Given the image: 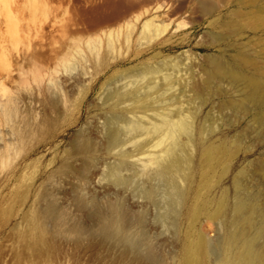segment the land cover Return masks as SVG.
I'll return each instance as SVG.
<instances>
[{
	"label": "rangeland",
	"instance_id": "obj_1",
	"mask_svg": "<svg viewBox=\"0 0 264 264\" xmlns=\"http://www.w3.org/2000/svg\"><path fill=\"white\" fill-rule=\"evenodd\" d=\"M146 22L151 25L144 29ZM37 50L48 56L68 52V59L56 73H47L42 84L30 79L29 72L28 82L8 84L6 96L0 92V264H229L226 221L235 194H256L264 205V179L256 173L258 164H264V131L219 64L241 63L248 75L257 71L264 77V0H0V72L15 65L18 55ZM136 71L140 73L134 75ZM170 71L168 80L175 79V87L167 91L162 79ZM154 77L161 85H154ZM149 82L160 94V110L170 95L172 106L184 110L191 130L189 140L183 136L182 141L193 139L191 152L197 149L204 159L208 146L224 143L228 149L218 154L215 173L203 178L189 172L194 178L190 198L186 206L177 205L174 220L157 216V206H164L161 190H156L159 200H149L133 186L125 189L105 177V162L116 163L133 144L99 147L107 117L123 113L133 120L142 114L127 109L130 99L101 98L106 89L111 84L125 94ZM12 86L21 88L19 95ZM78 132L93 140L92 152L75 149ZM78 192L86 201L77 206L80 210L75 206ZM109 200L131 218L116 242L96 233L97 213ZM202 200L210 202L197 210ZM221 201L227 206L218 214ZM48 205L58 208L55 215H49ZM132 240L141 243L135 247Z\"/></svg>",
	"mask_w": 264,
	"mask_h": 264
},
{
	"label": "bare ground",
	"instance_id": "obj_2",
	"mask_svg": "<svg viewBox=\"0 0 264 264\" xmlns=\"http://www.w3.org/2000/svg\"><path fill=\"white\" fill-rule=\"evenodd\" d=\"M150 25H151L150 22H146L145 26L143 27L144 29H146ZM74 41L76 42V40H73V44L75 46L76 43ZM67 55H68V52L61 53V54H55L54 56L52 55L48 56V54L46 55L44 52H41L38 50L33 51L32 53L30 52L28 54L18 55L15 65H12L10 69H7L5 72H0V92L2 91V95L6 96L7 92H9L8 89L10 86L8 84H11V85L15 84L16 86L17 83H23L26 81L28 82V78H29L28 75H30L28 74L29 72L32 73V77L30 75V79L35 81V83L40 82V84H42L41 80H43V77L47 73L48 74L49 73L53 74L54 72L56 73L58 71L57 68H59V66L61 65L63 66L67 64L66 62L68 59ZM240 64H230V65L219 64V65H221L220 67L224 69L226 76L230 80V83L232 84V86L235 87L236 90L240 92L239 95H241L242 98L246 100L249 105L253 107L254 114L253 116H251L253 119V122H255L256 125L259 126L261 129H263L264 131V77H262L263 74L261 75V73L259 74L256 71V72H253V74L248 75V73H245L244 69L240 68L241 66ZM166 66H168L167 63H166ZM152 68L147 67L146 69H152ZM155 68H158V67H155ZM168 68H171V67H168ZM159 69H154V70L158 71ZM156 71L155 72L153 71L154 76H155L154 73H156ZM172 71H170L171 73L167 72L166 74L168 75L166 76L165 74V78L162 79L164 82L167 80V84H166L167 91H170L174 89L175 87L174 82H173L175 79L173 81L168 80L170 76L169 74L173 73ZM140 72L136 71L134 75L135 74L137 75V73L139 74ZM148 73L151 74L152 72H148ZM134 75L133 77H135ZM141 75L143 76V74ZM171 77L172 75L170 76V78ZM148 79L151 81L149 77ZM154 80L155 82L153 81V83H155L154 84L155 86H158L156 84L162 81L159 79L160 81L157 83L156 78ZM138 81L137 83L140 82ZM151 82L149 83L151 84ZM149 83H148L149 86H146V88L144 89L135 88L129 92L125 91L126 92L125 94H122V93L120 94L117 92V90H114V89L112 90V87H111L112 85L109 83L110 84L109 87L111 88L109 87L108 88L110 89V91H108L107 93L108 88L106 87L107 89L104 92L103 97H101V98H107V100L116 98L117 99V101L115 100L116 102L121 101V100L130 99L132 103L127 107V109L132 111L131 113H134L137 111L138 113L143 114V115L141 114V116H138L137 114L136 118H134L133 120L130 119L131 117H129V115H126L125 113L124 114L126 115V117L125 115H122L123 113L122 114L113 113L109 117L107 118L105 117L106 118V121H105L106 134H104L105 136L103 135L105 137L104 138L105 141H104V145L100 144L99 147L100 146L106 147L107 149L111 150L113 148H117L118 146H121L122 144H125L126 142L133 144V145H131L132 147L130 149L126 147L125 150L122 152L120 151L121 149L120 150L118 149V151L121 152L120 157L122 159H120L116 163L113 162L107 166L106 165L107 162H105V166H106L105 168L108 170H106L107 171L106 175L104 172V175L105 177L106 176L109 177V179H111V181L114 182L115 185H118L122 188L130 189L128 187L133 186L134 191H136L138 195H141L142 197L149 199V200L157 194L156 190L158 191L161 190L160 191L162 192L161 194L164 195V196L162 195L164 199L161 204L163 205L164 203V206H160L159 202L161 201H158L159 200L158 197L156 198V196H160L159 194L155 196V198L158 200L153 201V202L158 201V204H159V206L157 207H159L160 211L157 216L162 221H167L170 218L174 220L175 215L177 214V205H180L182 207L186 206V203L190 198L188 196V193H189L188 187L190 186L194 178H193V175H189V172L193 171L195 177L197 175L200 176V174H202L203 178H205L204 174L206 173H215L216 167L218 165V159H219L218 154L221 152L227 153L228 149L224 143L219 144V145H211V146L206 147L203 150V155L205 156L204 159L198 157L199 155H198L197 149L195 152L196 153L195 155L196 157H195L194 156L195 153L191 152L192 150L194 151V148H192L191 146L192 149L191 148L189 149L190 147L189 145L191 144V141L193 139L192 140L190 139V141H186L190 143H186L182 141L183 136H186V140H189L187 139V137H189V133H190L189 131L191 130V128H189L188 122H186L187 121L185 118L186 115H183L184 110L182 109L176 110L174 106H172L174 105L175 100L173 101L172 96L171 95L169 96L168 94H167V96H169L168 102L165 103V106H162L163 110H160L161 109L159 106L160 103L158 105L156 104L157 102H159L157 100V96H160V94H157L156 96L155 92L152 91V89L155 88V86H153L152 84L150 85ZM29 84L33 85L31 83ZM134 84L135 83H133V87H134ZM27 85L25 84V86ZM15 86L14 87L12 86V87L15 88V90L14 89L13 90L17 92L20 87L19 88L17 87L18 88L17 89ZM29 88L30 87H27L26 89H29ZM183 89L184 88H182V90ZM29 91L31 90L29 89ZM154 91L156 90L154 89ZM183 92H187V91L183 90ZM55 94L57 93H54V95L51 94L50 96L52 95L56 96ZM18 95H19V91H18ZM8 96H9V93H8ZM11 96L13 95H10L9 97L12 98ZM29 96L32 97L31 93H29ZM10 98H8V101H11ZM14 98H16V96H14ZM55 98L54 100H56ZM13 100L17 101L16 99H13ZM12 103H11V106H12ZM14 104L12 108L14 107ZM58 105L59 104L57 103V107ZM240 105H241V108L247 109V104H243V105L240 104ZM17 107L16 109L18 110ZM9 109L11 110V108ZM149 110H154L153 113H151L150 111V113L153 115L148 113ZM149 116H152L154 120H152L151 117ZM24 118L26 122V117ZM144 118H146V121H144ZM35 120L37 121V119ZM43 121H45V119ZM45 122H48V121H45ZM50 123L52 122L50 121ZM28 125L30 124H27L25 126H28ZM26 128L25 130H27ZM43 128H49V127L43 126ZM188 128L190 130H188ZM103 129H104V124H103ZM105 130H103L102 133H105L104 132ZM80 132L83 134L82 131ZM78 134L79 135L76 134V136H80V137L77 138V140L75 139L76 140L74 142L75 149L78 152H84V153L92 152L94 149V145L92 143L93 140L90 141L82 137V135H80L79 132ZM125 135H128V136H125ZM261 135L263 136L264 132ZM191 136L192 134L190 135V138H192ZM130 144H128V146ZM118 151L116 153H119ZM113 153H115L114 150H113ZM135 156L137 157L135 158ZM142 156L143 157L148 156V159H144ZM133 157L136 160H133ZM130 158H132L133 161H131ZM196 158L197 160L195 161ZM141 159H143L142 162L140 161ZM258 165L259 166H257L256 173H258V175H260V177H263L264 179V164L262 162L261 164H258ZM231 166L232 164H230L229 167L226 169L225 175L229 172V169L231 168ZM82 169H83V166L80 169V171ZM128 170H130V173L128 172L129 174L123 173L124 171H128ZM242 172L244 171H240V173ZM81 174L83 175V173ZM243 174H245V172L242 173V175ZM241 180L242 179L240 178L238 180L236 179V183L238 184ZM144 181L148 182V186L144 185ZM152 182L154 183V186L149 185L150 183L152 184ZM155 186H157V189ZM246 194H247L246 196L244 194L243 195L238 194V196H237V193L235 194L236 195L235 197H237V199L235 200V202L232 204V207H231L233 212H232L231 218H229L226 221L227 231H226L225 238L227 240V245H226L227 253L230 251L228 263L229 264H264V205H262V202L258 200V197H259L258 195L256 194L248 195V193ZM81 195H82L81 193L79 192L77 193V199L75 200L77 204L76 205L74 204L76 207L80 206V208L86 205L85 198H83L84 195L82 196ZM75 196L74 198H76ZM161 199L162 198H160V200ZM75 201L73 200V202ZM107 202L109 203V204L106 203L108 204L107 207L105 205L104 206L105 208H103V206L102 208H99L101 209V211L97 213L98 218H99L98 219L99 220L98 221L99 223L98 231L97 230L95 231H97L96 233H98L99 237L102 240L113 239L116 242V241H119V236H118L119 233L121 232V230L125 229L126 226L131 222V218L127 210L124 207H122L120 204H114L115 203L114 200L113 202H111L110 200ZM209 202H210L209 200H202L198 202L197 210H201V211L205 210L207 207V203ZM155 204L157 205V203ZM219 204L221 207H223V209H220L218 211V214L221 213V210L225 209V207L227 206V202L221 201ZM53 207H56V206H50L49 208H47L49 215L51 214L55 215V213H57L58 208L56 209ZM162 208H164V211H161ZM77 209L80 210L79 207H77ZM73 230L79 234L82 233L83 231L82 228L79 226H75ZM92 234H94V232ZM141 236L143 235L141 234ZM141 236L140 238H142ZM144 236L146 237L145 234ZM144 236L143 238H145ZM132 241L135 247L138 246L139 243H141L139 240L137 241L132 240ZM201 241H202V244H206V239L204 237L201 238ZM239 246L242 247L241 251L238 252L236 250V252H234V249H236ZM212 248H213V252H216L217 248H214V247ZM148 257L152 261H154L151 255H149ZM187 264H188V261H187Z\"/></svg>",
	"mask_w": 264,
	"mask_h": 264
}]
</instances>
